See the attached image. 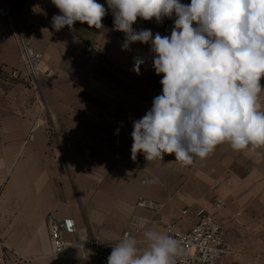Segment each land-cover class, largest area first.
Instances as JSON below:
<instances>
[{
  "label": "crops",
  "instance_id": "obj_1",
  "mask_svg": "<svg viewBox=\"0 0 264 264\" xmlns=\"http://www.w3.org/2000/svg\"><path fill=\"white\" fill-rule=\"evenodd\" d=\"M0 3L9 13L0 25V235L12 248L32 264H85L80 251L51 257L49 215L76 222L72 240H117L129 231L143 249L144 231L165 232L169 223L188 231L220 199L216 219L235 252L218 264H264V148L234 151L225 143L187 166L174 154L133 159V121L160 94L150 44L122 50L111 10L103 30L76 22L56 31L51 21L60 13L51 0ZM133 28L170 36L155 18L138 17ZM18 36L44 55L37 90L8 78L24 71ZM134 57L144 60L139 74ZM139 200L159 210L140 208Z\"/></svg>",
  "mask_w": 264,
  "mask_h": 264
},
{
  "label": "clouds",
  "instance_id": "obj_2",
  "mask_svg": "<svg viewBox=\"0 0 264 264\" xmlns=\"http://www.w3.org/2000/svg\"><path fill=\"white\" fill-rule=\"evenodd\" d=\"M51 0L59 10L52 27L70 29L76 22L103 30L111 10L113 29L124 33L122 50L150 44L152 66L162 93L133 121L131 156L147 161L174 154L182 165L204 159L219 145L234 151L264 148V0ZM175 16L170 36L136 30L140 17L160 23ZM144 63L134 57L137 74ZM117 130V134H118ZM147 221H141L143 227ZM147 247L127 235L111 245L107 264H177L179 241L157 230L143 233Z\"/></svg>",
  "mask_w": 264,
  "mask_h": 264
},
{
  "label": "built area",
  "instance_id": "obj_3",
  "mask_svg": "<svg viewBox=\"0 0 264 264\" xmlns=\"http://www.w3.org/2000/svg\"><path fill=\"white\" fill-rule=\"evenodd\" d=\"M183 4H190L191 0H180ZM9 19L6 6L0 3V25ZM175 16L171 19L164 18L161 26L171 34ZM20 56L19 62L24 71L12 70L8 78L14 81H25L32 89L37 90L44 67V55L30 47L21 36L17 37ZM154 55V54H153ZM153 61V57H152ZM150 75L152 87L157 93H162L160 80L163 74L157 75L151 65ZM34 131L41 128L39 123L34 124ZM138 207L158 211L159 207L152 202L139 200ZM222 200L213 202L215 213H205L198 216L196 223L188 230L183 231L174 223L165 226V232L177 239L184 250V255L179 257L177 264H218L225 257L235 252L234 247L227 241L226 232L217 221L216 215L222 211ZM187 214V212H185ZM51 257H57L71 251H80L85 264H107V257L111 253V245L132 232H125L117 240L92 238L72 240L78 236V227L72 218L60 219L49 215L46 220ZM139 231L136 230L134 234ZM133 236V235H132ZM34 259L28 258L12 248L0 235V264H32Z\"/></svg>",
  "mask_w": 264,
  "mask_h": 264
},
{
  "label": "bare ground",
  "instance_id": "obj_4",
  "mask_svg": "<svg viewBox=\"0 0 264 264\" xmlns=\"http://www.w3.org/2000/svg\"><path fill=\"white\" fill-rule=\"evenodd\" d=\"M44 68V67H43Z\"/></svg>",
  "mask_w": 264,
  "mask_h": 264
},
{
  "label": "rangeland",
  "instance_id": "obj_5",
  "mask_svg": "<svg viewBox=\"0 0 264 264\" xmlns=\"http://www.w3.org/2000/svg\"><path fill=\"white\" fill-rule=\"evenodd\" d=\"M44 69V68H43Z\"/></svg>",
  "mask_w": 264,
  "mask_h": 264
}]
</instances>
